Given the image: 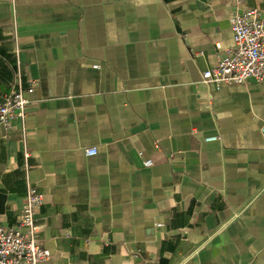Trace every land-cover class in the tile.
<instances>
[{"label":"crops","instance_id":"1","mask_svg":"<svg viewBox=\"0 0 264 264\" xmlns=\"http://www.w3.org/2000/svg\"><path fill=\"white\" fill-rule=\"evenodd\" d=\"M245 9L0 0V101L18 64L29 99L0 126V218L38 187L44 264H264V83H201Z\"/></svg>","mask_w":264,"mask_h":264},{"label":"built area","instance_id":"2","mask_svg":"<svg viewBox=\"0 0 264 264\" xmlns=\"http://www.w3.org/2000/svg\"><path fill=\"white\" fill-rule=\"evenodd\" d=\"M231 30L232 46L216 67L202 73L201 83L216 87L244 84L250 79L264 83V11L245 9L237 12L231 19ZM17 80L18 90L5 95L0 101V126L6 129L12 120H25L27 114L29 99L21 86L20 64ZM33 91V87H30L27 93ZM85 153L93 157L98 154V149L88 148ZM29 156L30 153L26 151L25 157ZM152 164L150 160L145 162L146 166ZM43 204V193L36 185L28 182L18 225L8 227L0 218V264H44L50 259L51 253L43 247L36 218Z\"/></svg>","mask_w":264,"mask_h":264}]
</instances>
